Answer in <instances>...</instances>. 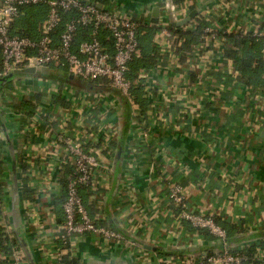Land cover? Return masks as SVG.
I'll return each instance as SVG.
<instances>
[{
    "label": "crops",
    "instance_id": "obj_1",
    "mask_svg": "<svg viewBox=\"0 0 264 264\" xmlns=\"http://www.w3.org/2000/svg\"><path fill=\"white\" fill-rule=\"evenodd\" d=\"M183 1L108 0V5L124 7L155 25L152 21L155 7H160L161 17H168L173 15V7ZM205 1L212 18L210 26L216 28L222 24L218 0ZM162 3H171L170 8L162 10L164 14ZM232 45L207 38L195 44L190 52L180 49L174 54L166 53L163 65L179 56V67L174 72L164 69L157 74L161 87L154 89V102L147 106L140 121L149 133L148 141L132 130L130 107L116 109L119 92L110 87L105 90L109 96L104 109L98 111L100 125L91 132L82 131L81 120L77 119L70 123L74 129L68 131L56 123L46 129L47 123L42 121L41 128L46 130L38 128L32 135V129L25 130L31 128L29 121L16 136L9 122L3 121L5 131L1 138L8 141L4 149L5 155L6 151L9 154V170L1 187L0 220L8 234L17 236L21 247L10 255L0 250V263L17 255L25 264H63L62 260L72 254L78 264H188L187 257L220 248V242L210 234L200 236L205 241L201 246L191 236L196 232L178 218L171 205L165 189L168 180L184 185L191 208L212 212L222 221L235 223L241 240L254 243L257 237L249 235L256 231H250V226L257 220H263L264 237V93L258 90L250 94L247 86H236L234 75L222 78L221 72L230 70L225 51ZM231 68L238 73L236 67ZM40 76L16 75L4 87L12 89L13 80H18L22 88L30 89V101L34 103L37 93L36 101L54 108V117L61 116L60 112L71 105L68 97L56 90L77 81L53 69L45 75L47 80ZM199 79L206 86L214 79L216 83L222 81L223 89L222 97L207 99L202 112L195 117L198 111L194 113L189 106L197 97L189 91ZM179 86L184 90L180 95L176 93L177 100L170 104L169 112L161 111L166 90ZM93 87L89 88L96 89ZM54 98L60 102L56 104ZM199 99L202 102L203 96ZM111 106L115 109L110 110ZM128 115L130 120L125 127ZM75 131L81 134L80 141L86 149L101 142L100 146L104 133L107 144L94 174L95 184L87 205L99 223L125 236L122 241L107 242L89 233L78 238L72 247L60 244L61 223L57 221L55 199L60 192L64 164L70 161L61 138H74ZM25 134L28 138L19 145L20 136ZM23 163L28 174L25 194Z\"/></svg>",
    "mask_w": 264,
    "mask_h": 264
},
{
    "label": "built area",
    "instance_id": "obj_2",
    "mask_svg": "<svg viewBox=\"0 0 264 264\" xmlns=\"http://www.w3.org/2000/svg\"><path fill=\"white\" fill-rule=\"evenodd\" d=\"M112 2L116 3V0ZM204 3L207 2L184 0L182 5L178 7L173 5L175 8L172 6V16L164 15L162 19L159 14V21L154 23L158 25L154 45L159 52V63L152 70L141 69L140 78L135 81V85L143 86L149 105L154 102L152 98L154 89L161 87L159 79L156 78L158 72L165 70L174 72L179 67V56H176L169 65L164 66L162 63L166 53L174 54L185 41V38L175 32L171 24L185 19L191 13L190 9L193 5H199L197 11L210 16L208 7H205ZM217 3L218 17L222 24L216 28L208 25L200 42L211 38L218 39L220 43L231 44L224 36L219 37V34H251L256 38H264V0H218ZM162 4L161 11L164 7L167 8L166 4ZM33 5L46 7L47 11L45 19L37 26V36L16 34L14 30L17 19L24 8ZM162 13L164 14L163 11ZM194 18L188 24L179 27L195 29L197 22ZM141 25L142 21L132 11L118 5L108 7L96 0H0V81L16 70L27 68L36 69V72L30 75L40 76L41 73L40 77L47 80L41 72L44 67H49L50 70L52 68L63 70L74 78H79L78 82H74L76 84H65L56 90L68 97L70 109H64L60 112L61 116L54 117V108L51 109L34 100L38 106L37 114L31 118V128L25 130L32 129L33 135L38 128L46 130L55 123L59 124L63 131L73 130L74 126L70 123L76 122L77 119L81 120L82 131L95 130L102 120L98 111L104 109V103L109 96L105 89L89 88L91 84L95 86L99 81L119 92L120 100L116 109L129 106L132 130L141 135L144 141H148L149 133L139 120L144 115L133 91L134 82L128 75L131 62L140 58L142 54ZM79 35L84 37L80 41L77 40ZM261 51L264 56V40ZM226 60L230 70L226 73L222 71V78L226 75L236 77L238 73L232 72L231 68L235 69L233 61L228 58ZM221 66L222 69L225 68L223 62ZM215 81L216 79L211 81L210 86H206L199 79L191 87L189 92H194L197 97L189 106L194 113L198 111L195 117L200 115L207 99L222 97L223 82ZM12 83L20 87L1 88L0 115L9 122V128L12 126L13 133L19 135L24 131L21 129L20 119L25 116V111L19 109L18 105L22 103L23 97L29 94L30 89L22 88L18 80L14 79ZM182 87L166 90L161 111L163 109V112H169L170 104L177 100L176 93L179 94L181 90L180 94L183 92ZM50 91H53L52 87ZM197 95L203 96L202 102ZM110 108L115 109L112 106ZM42 112H45L47 118L41 119ZM42 121L47 123L46 129L41 128ZM75 134L74 138H61L75 171L69 176L67 198L63 204L65 221L61 225L59 238L64 245H74L78 238L89 233L107 242L122 241L125 236L121 232L99 223L91 216L79 192L81 183L91 184L93 190L94 174L101 164L107 144L104 143L106 140H103L104 133L101 135L103 143L99 146L100 142L89 149H86L80 141L79 131H75ZM108 138L113 139L107 136ZM165 189L168 191L171 205L178 210L177 216L180 220L186 221L197 230H206L221 244L220 248L211 252L187 257L188 264H264V237H257L254 243L244 240L231 241L226 228L218 223L212 212L196 210L189 206L183 184L168 180ZM262 229L263 220H257L250 226V231H256L255 233H261ZM191 236L197 238L199 246L205 243L198 232ZM195 256L197 260L194 259ZM193 259L196 262H193ZM0 264H25V260L14 255L10 261Z\"/></svg>",
    "mask_w": 264,
    "mask_h": 264
},
{
    "label": "trees",
    "instance_id": "obj_3",
    "mask_svg": "<svg viewBox=\"0 0 264 264\" xmlns=\"http://www.w3.org/2000/svg\"><path fill=\"white\" fill-rule=\"evenodd\" d=\"M100 3H103L104 5H107L108 7V0H96ZM181 0H174V3L180 2ZM199 5H193L190 9V12L194 10H198ZM46 7L33 5L24 8L23 13L20 15V17L17 19L15 23V33L16 34H25L30 36H36L37 35V26L39 23H41L46 16ZM139 18V17H137ZM142 21L141 25V32L142 35L140 37V43H141V57L134 59L130 64V70H129V77L134 82L133 91L136 95L137 103L139 104L142 115L146 114L147 106L149 105V100L145 97L144 88L143 86L135 85V81L140 78V70H152L156 68L157 62L159 60V52L157 48H155L154 45V37L156 35V32L158 30V27L156 25H150V21L145 20L144 18H139ZM194 20L197 22V26L195 29H190L188 27H178V26H172V28L175 30V32L180 35L181 37L185 38V41L183 43V46L180 48L181 51L190 52L195 47V44H198L201 41V38L204 35V29L210 25L212 18L209 15L203 14V12L199 11L197 15L195 16ZM17 27V28H16ZM225 37L229 42H231L232 48L227 49L225 51L226 56L228 59H231L233 61V65L236 67V70L238 72L237 76L234 77L233 81L235 82V85L243 84L249 88L250 94L255 93L256 91H262L264 93V56L262 54V47H263V40L264 38H256L253 37L251 34L248 35H242V34H219V37ZM84 37L79 35L77 38L78 41L83 39ZM179 49V51H180ZM54 71H56L57 74L62 76H67L68 73L66 71H57L55 68H52ZM41 75V73H39ZM23 75V74H22ZM16 76V75H15ZM12 80V77L7 80H2L0 83V88L3 87L6 83H9ZM93 88L96 89H107L109 88V85L102 84L101 82L97 81L95 83V86ZM113 89V88H110ZM31 92H35L34 90ZM34 97L36 100L39 98L37 93H34ZM60 94V92H58ZM31 95L23 97L22 103L18 105L19 109H23L25 112V116H22L20 119L21 127H25L27 123L29 124V121H31V118L37 114L38 106L36 103H33L30 101ZM53 101H56L58 104L60 102L59 99L54 98ZM55 104V105H56ZM249 107V106H248ZM57 108V105H56ZM145 116V115H144ZM143 117V116H142ZM142 117L139 118V120H142ZM47 118V115L45 112L41 113V119ZM145 129V128H144ZM5 131V124L2 120V116L0 115V201L2 200V189L1 187L4 185V182L7 177V172L9 170V154L6 151L5 155V145L8 144V141L1 138V133ZM28 138V135H22L19 138V145L24 143L26 139ZM115 142V141H114ZM64 175L61 179V186H60V192L57 194V198L55 199L56 207H58V214H57V221L61 223V225L65 221V214L63 210V204L66 201L67 198V186L69 181V176L74 173L75 169L71 163V161H67L64 164L63 167ZM22 175L23 182H22V190L23 194L28 192V188L26 186V179L28 178L27 174V166L23 163L22 167ZM92 185L81 183L79 185V192L83 197V201L85 206L90 212L89 206L87 205V197L92 193ZM1 211V206H0ZM177 213V209H175ZM91 214V213H90ZM92 216V215H91ZM93 217V216H92ZM94 218V217H93ZM215 219L220 223L224 228H226L228 232L229 240L232 241H241L242 236L238 235L237 226L235 223H232L230 221H222L220 218ZM189 224V223H188ZM190 225V224H189ZM193 231L198 232L199 236L207 235L209 234L206 230H197L193 228L191 225ZM6 227L3 224V220H0V250H3L6 254H12L13 251L19 249L21 247V244L17 238V236L13 233L8 234L5 231ZM250 234V233H249ZM262 237L263 233H255L250 234L249 237ZM60 244H63V241L61 239ZM65 247H72V245H64ZM264 246V241H263ZM63 264H78L75 257H73L72 254H69L66 258H64Z\"/></svg>",
    "mask_w": 264,
    "mask_h": 264
},
{
    "label": "water",
    "instance_id": "obj_4",
    "mask_svg": "<svg viewBox=\"0 0 264 264\" xmlns=\"http://www.w3.org/2000/svg\"><path fill=\"white\" fill-rule=\"evenodd\" d=\"M197 13H198L197 10L192 11L185 19L176 22L175 25L176 26H183V25L188 24L197 15ZM152 14H153L152 21L154 23H157L159 21L160 7H155ZM35 72H36V69L35 68H27V69L16 70L12 74H10L9 76L5 77L2 80H7V79H9L11 77L13 78V77H15V75L34 74ZM41 72L43 74H45V75H49L50 74V68L49 67H44V68L41 69ZM70 78L71 79H74L77 82L79 81V78H74L73 76H71ZM1 88H0V91H1ZM2 119H3V121H5V117H2ZM129 120L130 119H129V115H128V117L125 119V122H126L125 127H127L128 123H129Z\"/></svg>",
    "mask_w": 264,
    "mask_h": 264
},
{
    "label": "rangeland",
    "instance_id": "obj_5",
    "mask_svg": "<svg viewBox=\"0 0 264 264\" xmlns=\"http://www.w3.org/2000/svg\"><path fill=\"white\" fill-rule=\"evenodd\" d=\"M170 6H171V3H167V7L170 8ZM12 85H13L14 89H17V87H20V85L18 86V85H15L14 83H12ZM15 135L17 136L18 134H15Z\"/></svg>",
    "mask_w": 264,
    "mask_h": 264
}]
</instances>
